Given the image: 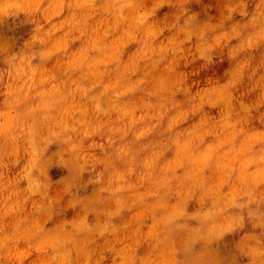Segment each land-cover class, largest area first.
Listing matches in <instances>:
<instances>
[{
  "label": "clouds",
  "instance_id": "9594fccd",
  "mask_svg": "<svg viewBox=\"0 0 264 264\" xmlns=\"http://www.w3.org/2000/svg\"><path fill=\"white\" fill-rule=\"evenodd\" d=\"M0 264H264V0H0Z\"/></svg>",
  "mask_w": 264,
  "mask_h": 264
}]
</instances>
